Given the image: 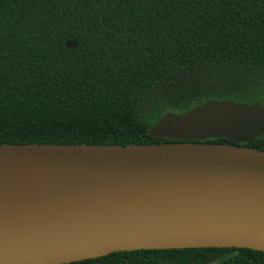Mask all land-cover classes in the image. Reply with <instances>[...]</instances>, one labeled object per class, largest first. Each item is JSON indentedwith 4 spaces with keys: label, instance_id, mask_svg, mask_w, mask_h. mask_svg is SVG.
I'll use <instances>...</instances> for the list:
<instances>
[{
    "label": "trees",
    "instance_id": "1",
    "mask_svg": "<svg viewBox=\"0 0 264 264\" xmlns=\"http://www.w3.org/2000/svg\"><path fill=\"white\" fill-rule=\"evenodd\" d=\"M206 99L264 105V0H0V145L169 142L147 131ZM248 146L264 151V138ZM67 264H264V252L140 249Z\"/></svg>",
    "mask_w": 264,
    "mask_h": 264
},
{
    "label": "water",
    "instance_id": "2",
    "mask_svg": "<svg viewBox=\"0 0 264 264\" xmlns=\"http://www.w3.org/2000/svg\"><path fill=\"white\" fill-rule=\"evenodd\" d=\"M147 135L169 142L1 144L0 264L140 249L264 252V151L248 146L264 138V105L206 99L165 112ZM221 138L233 144L205 142Z\"/></svg>",
    "mask_w": 264,
    "mask_h": 264
}]
</instances>
